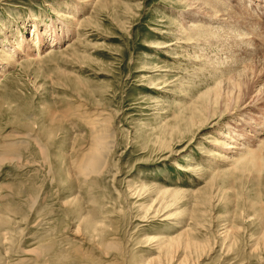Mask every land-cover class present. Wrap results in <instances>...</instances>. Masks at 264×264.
I'll return each mask as SVG.
<instances>
[{
    "label": "rangeland",
    "instance_id": "1",
    "mask_svg": "<svg viewBox=\"0 0 264 264\" xmlns=\"http://www.w3.org/2000/svg\"><path fill=\"white\" fill-rule=\"evenodd\" d=\"M0 75V264H264V0H0Z\"/></svg>",
    "mask_w": 264,
    "mask_h": 264
},
{
    "label": "bare ground",
    "instance_id": "2",
    "mask_svg": "<svg viewBox=\"0 0 264 264\" xmlns=\"http://www.w3.org/2000/svg\"><path fill=\"white\" fill-rule=\"evenodd\" d=\"M90 1V0H89ZM214 1H217V0H214ZM213 2V1H212ZM205 3V2H204ZM207 3V2H206ZM216 3V2H215ZM211 4V3H210ZM217 4V3H216ZM207 5V4H206ZM222 7V6H221ZM245 14V13H244ZM251 16V15H250ZM245 20V19H244ZM34 22H36V21H34ZM77 23V22H76ZM192 24H194V23H190V25L188 26V27H190V26H192ZM197 24V23H196ZM195 24V25H196ZM203 26V25H202ZM209 26V25H208ZM196 27V26H195ZM197 27H199V26H197ZM197 27L195 28V29H197ZM201 27V26H200ZM204 27H206V26H204ZM203 27V28H204ZM33 30L34 31H37V25H36V23H33ZM45 28H46V33H47V35H49V37L50 38H52V39H54L55 38V36H56V34H55V32L53 31V30H51V28H48V26H45ZM207 28V27H206ZM192 29V28H191ZM199 29V28H198ZM201 29V28H200ZM203 30V29H202ZM213 30V29H212ZM215 30V29H214ZM217 30V29H216ZM194 31H196V30H194ZM198 31V30H197ZM201 31V30H200ZM207 30H205V32H206ZM192 32H193V30H192ZM203 32V31H202ZM204 32V33H205ZM39 33V34H38ZM194 33V32H193ZM199 33V34H198ZM198 33H196L195 32V34L197 35V36H200L201 37V35L203 36V37H205V34L203 33V34H200V32L198 31ZM207 33V32H206ZM208 33H210V32H208ZM208 33L206 34V37H207V35H208ZM251 33V32H250ZM37 34L38 35H36L35 36V39H37V43L39 44V45H41V46H43V44H44V41H43V39H44V31H41V32H37ZM60 34V33H59ZM46 35V36H47ZM60 36V35H59ZM209 36V35H208ZM252 39V38H251ZM253 40V39H252ZM23 41L25 42V40L23 39V37L21 38V41L19 42L20 44H22L23 43ZM262 41V40H261ZM29 44L30 42L29 41H26V44ZM57 44V43H56ZM261 44H262V42H261ZM47 45V44H46ZM24 46V48H25V53H28V52H30V49L27 47V46H25V45H23ZM53 48V47H52ZM40 50V49H39ZM24 52V51H23ZM17 56V55H16ZM242 73V72H241ZM220 75V74H219ZM250 75V74H249ZM1 76V75H0ZM221 76V75H220ZM234 76V75H233ZM238 76H239V74H238ZM216 84H217V82H215ZM214 83V84H215ZM221 83V82H220ZM237 83V82H236ZM262 83V82H261ZM224 85V84H223ZM239 85V84H238ZM217 86H218V84H217ZM239 87H240V85H239ZM217 88V87H216ZM208 89H210V88H208ZM212 89V88H211ZM223 90H224V88H223ZM226 90V89H225ZM262 90H263V88H262ZM206 91H208V93H210L211 92V90L209 91V90H206ZM222 92V91H221ZM207 93V92H206ZM264 93V92H263ZM203 94V93H202ZM201 94V95H202ZM212 94V97H213V99L215 100L216 98H217V96L219 95V92L217 91V89L216 90H214L213 91V93H211ZM226 94H227V91H226ZM257 94V93H256ZM204 96L206 95V97H207V94H205V92H204V94H203ZM202 95V96H203ZM233 96H234V93H233ZM225 97V96H224ZM237 97V96H236ZM221 98V97H220ZM233 98V97H232ZM203 100V99H202ZM228 100V99H227ZM220 101V100H219ZM232 101V100H231ZM217 102V101H216ZM232 103V102H231ZM239 104V103H238ZM231 105V104H230ZM238 106V105H237ZM75 112V111H74ZM230 114V113H229ZM97 115V114H96ZM96 115H93L94 117L91 119V117L90 116H86L85 114H79V115H77V118L78 117H80V119L82 120V122H84L85 124H86V126H87V128L89 129V133H90V138H89V141H88V143H87V145L85 146V147H83V149L81 150V152L79 153V156H76V157H79L78 158V160L76 161V162H73L72 163V169H74V170H78L80 173H91V172H93V171H95V170H97V169H99V167H101L102 165H104V163H105V161H104V159H105V154H106V149L107 148H109V146H110V141L108 140L109 138H108V136H107V133H106V130H102V129H104V127H106L107 128V126H106V122H105V118H102V119H99V118H97L96 117ZM79 119V118H78ZM80 120V121H81ZM100 127H103L102 129L100 128ZM99 128H100V130H99ZM22 136V135H21ZM18 137V136H17ZM13 140V139H12ZM108 140V141H107ZM231 140V139H230ZM4 143V142H3ZM25 144V142H23V141H21V142H9V143H5V144H2V147L1 148H3V150L2 151H5V150H7V151H10L9 149H11V148H14L16 145H21V144ZM1 145V144H0ZM232 146V145H231ZM231 146L230 147H227V148H230L231 149ZM23 146H21V147H19V149H21ZM42 149V148H41ZM229 149V150H230ZM232 149H234L235 150V147L233 146L232 147ZM20 151V150H19ZM4 154V152H2L1 154H0V156H2ZM14 156V155H13ZM19 156V155H18ZM261 158V157H260ZM260 158H258V159H260ZM262 159V158H261ZM263 159H264V157H263ZM262 159V160H263ZM261 160V161H262ZM63 161V160H62ZM253 161V160H252ZM256 161V160H255ZM264 162V161H263ZM27 163V162H26ZM258 163H259V161H258ZM261 163V162H260ZM99 166V167H98ZM98 171V170H97ZM38 172V171H37ZM74 172V171H73ZM27 259H25V260H23V264H31V261L32 260H27ZM26 261V262H25ZM35 262V261H34ZM19 263H20V261H19Z\"/></svg>",
    "mask_w": 264,
    "mask_h": 264
}]
</instances>
